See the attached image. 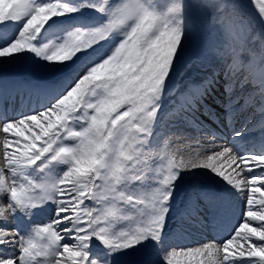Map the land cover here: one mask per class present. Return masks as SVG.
I'll list each match as a JSON object with an SVG mask.
<instances>
[{
	"label": "snow or ice",
	"instance_id": "6c2138e0",
	"mask_svg": "<svg viewBox=\"0 0 264 264\" xmlns=\"http://www.w3.org/2000/svg\"><path fill=\"white\" fill-rule=\"evenodd\" d=\"M249 2L264 28V0ZM190 7L0 0V73L31 54L70 77L40 107L0 117V264H181L180 254L264 264V149L239 147L256 105L264 115V34L257 47L237 6L219 3L208 7L231 13L201 37ZM162 115L176 129L163 133L165 147L175 141V150L156 169ZM210 125L230 127L232 139L215 143ZM193 133L213 142L201 146ZM196 170L225 185L190 182L201 198L242 197L240 222L220 245L172 247L179 184Z\"/></svg>",
	"mask_w": 264,
	"mask_h": 264
},
{
	"label": "rangeland",
	"instance_id": "374dc122",
	"mask_svg": "<svg viewBox=\"0 0 264 264\" xmlns=\"http://www.w3.org/2000/svg\"><path fill=\"white\" fill-rule=\"evenodd\" d=\"M170 1H172V0H158L157 2L161 6H166V5L171 3ZM110 2H119V0H110ZM185 2L191 5V7L189 8V11H190V13L194 19H195L196 15H200L198 18L195 19V21L200 28L199 35L201 37L204 36L205 32H207L211 28L210 27L207 30L208 19L211 16V15L207 14L208 12L213 11V16H212L213 23H216V21L221 16H224L228 13H231V11H232L231 8H229L227 10L222 9V8H215L214 9V8L208 7V5H214V4H219V3H224V4H229V5L235 4L237 6V11L243 17L242 21H245L247 19L249 20V24L251 25L250 34L255 37V43H256L257 47L259 46V44L261 42L262 34H264V28H262V26L259 24L258 18H257V20H256V18L254 20L253 18L249 17L248 10H250V9L247 10V8H244L239 2L231 1V0H185ZM257 11H258V9H254V11H253L254 15H256V16H257ZM89 15H92V14L89 13ZM89 22H94V19L90 20ZM216 29H217V25L213 28V33H215ZM207 33H209V32H207ZM4 35H5V33L3 31H0V39H3ZM23 59L25 60L24 63H26V64H25L24 68L21 67L20 69L17 70L19 75L24 76V74H25L27 78L33 79L36 76H41V74H38V72L40 70L46 68L47 73H46V75L44 74L45 76L44 75L43 76L46 78H49L52 81H55L57 86L63 85L64 83L66 84L67 80L70 78V77H67V74H61V73L55 71V69L52 66L48 65L47 63L35 59L33 56H31V54H26L23 57ZM38 68H39V70H38ZM196 70L198 71V73L194 74V72H193V75H191L190 79H199L201 73L199 71L198 66L196 67ZM27 74H29V75H27ZM62 76L64 78H62ZM19 81L22 83L26 80L21 81L19 79ZM22 85H24V87H25L26 83H23ZM177 87H180V85L177 84ZM43 97H44V95H43ZM42 102H43V100H41V103ZM169 106H170V102L168 105L165 106V111H168ZM255 107L259 110L257 112L256 111L253 112V115L251 118V123L248 125V130L245 133L244 139L241 140V138H240V140H239V147H240L241 151H253V150L259 151L262 149V148H258L257 143H259L260 141H264V121L262 122V120H264V115H261V111H260L261 106L260 105H256ZM163 116H166V115H162V117H161V124L159 127V131L161 133L160 136H162L163 133H168L170 135L171 132L176 131V129H170L169 125H168L169 117L168 116L163 117ZM239 120L241 123L242 122L241 119H239ZM259 121H261L262 124L259 123V125H257V123ZM218 126H220L221 128L216 129L215 131L217 132V136H220V137H219V139H217L215 141V143H217V144L225 143L226 142L224 139L225 137H227V139H229V140L232 139V137L230 136V132H231L230 127H227L225 125H218ZM226 128L227 129L229 128V130L226 131ZM193 135H201V138H202L201 139V146L209 145L213 142L211 137L203 136V134L193 133ZM164 139H165V136H164ZM155 140H157V139H155ZM154 141H153V147H152L153 153L157 152V146H156L157 144ZM247 142H250L251 149H248L249 147L247 146ZM169 147H175V141H173V143L170 144L168 146V148L165 147L166 149L163 153H157L156 154L155 161H154V168L158 169L159 167H161L165 163L163 157L167 154V152L169 150H171V148H169ZM195 175H196V177L194 176V178H196V182L199 183L197 185V187L199 188L200 185H203L204 191H210L208 186H211L216 191H223L225 188V185L223 184L222 181H220L218 178H215L214 176H212V174L206 170H199V172L196 173ZM188 181L189 180H186V178L184 177V179L179 184V189H178V192L176 194L175 199H177V197L182 195V196H180V199H179L182 202L174 203L172 218L169 221V230L174 228V227H177L181 224H183V225L186 224L187 227L194 226V223L188 222V221L186 222L184 220V218H183L184 221L180 222L179 218L176 216V209L177 208H176L175 204L182 206L183 204H185L184 199L188 196L189 197L192 196L193 205H195V207L197 209H200L202 212H204V214L208 212V210L205 211V209H204V205L206 203L211 204L212 207H214L215 209L218 208V212H221V213L223 212V213L227 214L228 218L233 221V224H234L233 230H234V228L240 222V218H241V213H242V208H243V203H244L242 197L240 195H231V194L217 195V194H215L214 190H212L210 198L209 199H203L200 197L199 192L197 190H193V189L189 188L190 182H188ZM193 220L195 223L199 224L200 226L204 221L203 219H200L199 217L197 219H193ZM9 226L11 227L13 225H9ZM197 233L202 235L203 239L200 240V242L195 243V245H187V246H183V247L178 246V245L174 244L172 240L168 239L169 235L167 237L166 244L169 246H172V247H177V248H184V247L195 248V247H198V246H201L203 244L210 243V242H214L216 245H220L226 239L225 238L219 242H216L215 239H211L209 237L208 233L205 232L204 230H200V232H197ZM258 243H264V242H258ZM210 251L214 252V248L210 249ZM151 252H153V251L152 250H146V252L143 253L142 255L150 256V257L152 255L151 260L153 261V253H151ZM190 259H191L190 264H214V262L216 261L217 258L215 255H211V256L210 255H204V256H195L194 260H192V257Z\"/></svg>",
	"mask_w": 264,
	"mask_h": 264
},
{
	"label": "bare ground",
	"instance_id": "6f19581e",
	"mask_svg": "<svg viewBox=\"0 0 264 264\" xmlns=\"http://www.w3.org/2000/svg\"><path fill=\"white\" fill-rule=\"evenodd\" d=\"M77 0H68V2H76ZM158 1V0H157ZM170 2H172V1H170ZM25 60L22 58V59H19V60H16V61H13L12 63H5L2 67H3V72L2 73H0V76L2 77V79H0V98H1V100L4 102V101H8L9 100V98H10V96L11 97H13V95H14V89H17L19 92H21L22 91V94H24V95H26L27 93H28V91L27 90H22V88H21V85L23 84V83H26V81H24V82H20L19 81V79H17L16 77H15V75L17 74V70L18 69H20L21 67H24L25 66ZM14 63V64H13ZM40 68V67H39ZM39 68H38V70H39ZM56 71V70H55ZM54 71V72H55ZM40 72V73H39ZM38 72V74H41L42 76L45 74L46 75V73H47V69L46 68H44V69H42V70H40ZM194 74L195 73H198V71L195 69L194 71ZM193 72H192V74L191 75H193ZM27 75H29V74H27ZM44 75V76H45ZM24 76H26L25 74H24ZM0 77V78H1ZM47 84V83H46ZM45 84V86H44V84L42 83V86H44V89L45 88H47L48 89V86ZM63 85H65V84H63ZM55 87L56 86H53L51 89H49V90H47L48 91V93H51L52 91H53V89H55ZM58 89V90H57ZM57 89H55L56 91H59V89H60V87H57ZM41 91H43V90H41ZM40 91V93H39V95L37 96V98H36V102L37 101H39V100H41V98H43V95L44 94H46V93H42ZM17 94H19V93H16V96H17ZM47 96H50V95H47ZM17 98V97H16ZM16 102V101H15ZM23 108H25V109H35V108H38V107H40V105L39 104H35V105H33L31 102H26L23 106H22ZM259 109H255V111L257 112ZM254 111V112H255ZM260 111H261V109H260ZM259 111V112H260ZM15 114H13L12 116H14ZM253 115V114H252ZM264 120H262V122H263ZM262 122H260V124H262ZM244 139V137H242L241 138V140H243ZM157 145V152H155V153H153L154 154V156L156 157V154L157 153H163L164 151H165V139H164V136L162 135V136H159L158 138H157V140H155L154 141ZM247 146L248 147H250V142H247ZM246 146V147H247ZM257 146H258V148H264V141H260L259 143H257ZM169 148H171V151H174L175 150V147H169ZM169 150V149H168ZM170 151V150H169ZM190 151V153H191V155H195L196 154V152H195V150H192V149H190L189 150ZM199 172V170H196V172L195 173H193V174H187L186 176H185V178H186V180H189L188 182H192V181H196V178H194V176L196 177V173H198ZM179 199H180V197H179ZM179 202H182V201H180V200H178V199H175V203H179ZM206 203V202H205ZM181 208H184V204L181 206ZM204 209H205V207H204ZM191 210L192 211H194V212H197V209L194 207V206H191ZM206 210V209H205ZM198 212H199V210H198ZM197 214V213H196ZM176 216H179V214H177ZM193 217H195V216H193ZM209 221L212 223V225H213V228L215 227L214 226V224H215V222H218L216 219H215V216L212 214L211 216H210V218H209ZM223 228H225V224L224 223H222V222H219V223H217V226H216V230H221V229H223ZM175 233H178V234H182L181 232H179V230H175ZM174 237H176L175 235H174ZM176 239H179L178 237L176 238ZM192 240V239H191ZM177 242H178V245H183V246H186L187 244H184L185 242H183V241H181V240H177ZM192 243H194V241H191ZM174 243V242H173ZM188 243H190V242H188ZM172 245V244H171ZM174 245V244H173ZM151 253H153V262H155L157 259H158V257H157V255L155 254V252L153 251V252H151ZM148 257H150V256H148ZM151 257H152V255H151ZM150 257V258H151ZM191 257H189V256H187L186 254H180V255H178L177 257H176V259L177 260H179L180 262H181V264H190V261H191V259H190ZM192 260H194V257H192Z\"/></svg>",
	"mask_w": 264,
	"mask_h": 264
},
{
	"label": "trees",
	"instance_id": "16d2710c",
	"mask_svg": "<svg viewBox=\"0 0 264 264\" xmlns=\"http://www.w3.org/2000/svg\"><path fill=\"white\" fill-rule=\"evenodd\" d=\"M236 2H239L244 8H247V10L248 9H250V10H248L249 11V13H250V15L252 16V17H254V18H256V20H257V16L256 15H254V6L248 1V0H235ZM211 13H209L208 15H210ZM210 19H212V16H210ZM243 23V25H244V27H245V30H248V28H247V23L246 22H242ZM238 26H239V23H238ZM210 28V24H208V28H207V30ZM206 30V31H207Z\"/></svg>",
	"mask_w": 264,
	"mask_h": 264
}]
</instances>
